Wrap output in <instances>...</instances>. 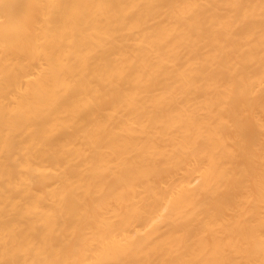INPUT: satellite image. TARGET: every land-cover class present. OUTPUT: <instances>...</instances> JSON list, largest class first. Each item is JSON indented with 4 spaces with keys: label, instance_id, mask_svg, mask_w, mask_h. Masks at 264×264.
<instances>
[{
    "label": "bare ground",
    "instance_id": "bare-ground-1",
    "mask_svg": "<svg viewBox=\"0 0 264 264\" xmlns=\"http://www.w3.org/2000/svg\"><path fill=\"white\" fill-rule=\"evenodd\" d=\"M0 264H264V0H0Z\"/></svg>",
    "mask_w": 264,
    "mask_h": 264
}]
</instances>
